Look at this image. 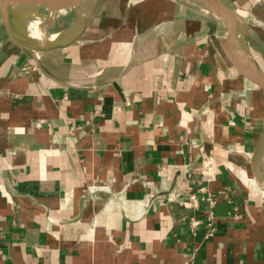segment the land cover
Masks as SVG:
<instances>
[{
  "label": "crops",
  "instance_id": "0c3cea01",
  "mask_svg": "<svg viewBox=\"0 0 264 264\" xmlns=\"http://www.w3.org/2000/svg\"><path fill=\"white\" fill-rule=\"evenodd\" d=\"M221 1L264 42V0ZM193 9L89 0L29 48L0 9V264H264V89Z\"/></svg>",
  "mask_w": 264,
  "mask_h": 264
},
{
  "label": "water",
  "instance_id": "95a60500",
  "mask_svg": "<svg viewBox=\"0 0 264 264\" xmlns=\"http://www.w3.org/2000/svg\"><path fill=\"white\" fill-rule=\"evenodd\" d=\"M89 0H0L1 15L8 35L19 44V36L26 30L35 28L70 8L81 7ZM194 7L214 28L219 44L228 59L238 70L264 89V69L254 60L247 48L246 37L253 38L260 46L264 58V42L260 35L233 9L221 0H180ZM38 6L40 10L30 19L13 20V10L19 7ZM225 28H222L221 25ZM213 25V26H212ZM264 163V129L258 133L252 165L255 176L260 179Z\"/></svg>",
  "mask_w": 264,
  "mask_h": 264
},
{
  "label": "built area",
  "instance_id": "2783aa9c",
  "mask_svg": "<svg viewBox=\"0 0 264 264\" xmlns=\"http://www.w3.org/2000/svg\"><path fill=\"white\" fill-rule=\"evenodd\" d=\"M206 199V201L209 203V205L210 206H214L215 204H216V202H217V196H215V195H212V194H210L209 196H207V198H205ZM194 202H195V200H194Z\"/></svg>",
  "mask_w": 264,
  "mask_h": 264
},
{
  "label": "rangeland",
  "instance_id": "374dc122",
  "mask_svg": "<svg viewBox=\"0 0 264 264\" xmlns=\"http://www.w3.org/2000/svg\"><path fill=\"white\" fill-rule=\"evenodd\" d=\"M193 8H194V7H193ZM193 10H194L195 12H197V13H195V14H197V15H195L196 18L198 17V19H199L200 21L203 20L202 18L199 17V16H201V15H200V13H198V10H196L195 8H194ZM255 54H256L258 60H261V56H260V54H259L258 52H255Z\"/></svg>",
  "mask_w": 264,
  "mask_h": 264
}]
</instances>
